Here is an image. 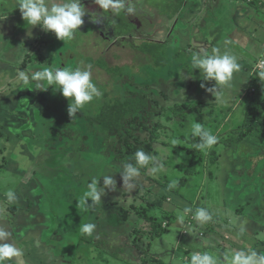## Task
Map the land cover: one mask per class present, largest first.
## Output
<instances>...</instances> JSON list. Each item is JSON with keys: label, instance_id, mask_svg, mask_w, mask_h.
Listing matches in <instances>:
<instances>
[{"label": "rangeland", "instance_id": "obj_1", "mask_svg": "<svg viewBox=\"0 0 264 264\" xmlns=\"http://www.w3.org/2000/svg\"><path fill=\"white\" fill-rule=\"evenodd\" d=\"M150 1L160 3L162 6L166 5V9L170 7L172 11L178 7L177 5H172L175 2L171 0L168 4H166V0ZM10 2L14 3V0ZM23 22L25 21L23 20ZM199 32L201 31L199 30ZM171 39L172 41L175 40L174 36ZM72 40L70 41L77 45L76 52L78 54L76 57L74 56V63H78V67L84 69H88L90 66L92 80L102 92V95L86 104L73 118L67 112L68 105L72 102L71 99L68 100L63 97L58 90L51 91L50 99L48 100L50 109L43 114V117H45V122L48 123V127L51 130L48 138H55L54 140L56 141L45 139V141L41 142V146L36 144V147L35 145L34 148L28 147L27 150L31 151L29 155L35 154L38 157H43V155L50 154V152L59 154L63 153V151H73L76 155L78 152H81L77 149L83 143V155L79 161V164L82 166L78 170L79 173L70 174L72 171L68 172L66 173V179L73 175L72 181L74 184L72 183V185L74 187L78 186V189L82 191V195L86 191L84 187L90 182L87 180L86 174L93 171L92 178H94L99 172V175L103 178V183L98 184V187L104 188L105 194L101 196L100 203H96V209L99 214L97 212L94 213H97V216L95 215L96 220L92 222L96 225L95 230L97 231V235L95 233L91 235L94 238L93 240H95L94 243L83 239L80 241V246L76 249L61 248L59 251L58 248L54 250L51 247V249H47L49 254L43 246H40L43 252V259H41L40 263H54L56 258L60 256L62 260H58L56 264H181V258H183V264H187L193 254H188L182 235L191 233L189 231L187 233L185 226H179L181 222L178 220V217L181 214L175 217L176 219H172L170 227L164 222L162 224L163 227L168 230L173 229L168 231L167 234H163L160 240H152V242L146 236L139 239L133 234L132 230L134 227L142 226L148 229L154 225L151 219L150 222V220L146 221L143 215L138 216V211L131 210L133 213H129L128 211L127 221L120 227L109 226L107 216L110 212L117 210L118 206H122L126 210L134 206L139 211L142 208H146L147 214L152 215V211L156 209L152 206V201L156 204L161 203L153 199L151 201L154 193L151 195L145 188L150 186V179L153 178L155 181L159 179L158 181L164 184L165 178L163 174L165 171L168 172L167 176L174 178L171 175L175 171L176 164H179L178 169L181 171L188 167L190 164V154H187L186 148L192 146L190 139L192 126L195 123H200L206 130L217 135L218 140L221 138L219 134L221 131L222 137L227 138L229 133L236 129L234 126L244 121L247 106L255 93L260 74L258 75L255 69L252 70L253 68L249 72L241 70V73H238L240 74L241 81L244 79V84L247 82L251 83L248 85V89H244V87L236 89L240 92L232 91L229 88L222 90L225 100L221 103L216 99L219 85H216L214 80H205L198 69H193L192 63L189 70L179 69L176 65V58L171 61V63H175L173 69L169 65L166 67L157 65V59L158 57H162V53L165 56H172L173 51L168 46L164 47L162 52L157 44L139 43L140 50L144 52H134V54L133 52H123V54H131L132 56H110L109 52L116 51L113 48L104 53L106 56H97V52L95 51L96 41L92 38L90 32H85L84 35H76ZM147 51L150 53L149 56L144 54ZM184 54L183 50L178 56L182 57ZM188 56L190 58L187 62L191 61L192 54ZM19 70L20 66H18L17 71L16 68L12 72L10 71L8 78H3V80L10 79L12 89L16 84L21 83L18 82L20 80ZM167 71L173 73L168 74L166 73ZM15 72L18 75L14 76ZM253 73H256V75L250 79L249 75H253ZM235 77L234 75L233 79ZM35 83L42 82L37 81ZM118 86L122 89L121 92L124 97L133 96L132 92H144L149 99L153 100L151 101L150 109L155 114L151 118L154 122L161 125L159 129L162 136L160 135V138L153 143V149L157 153L153 156L157 158L158 163L163 164V169L153 173L149 170L151 166H148L146 174L137 176L142 179L140 183L135 182L137 181L136 179L135 181L123 182V180L115 178V173L113 172L118 170L117 167L119 168V166L118 164L116 167L112 166L108 168L109 166H106V161H109V158L105 153L107 146L103 142L104 137L98 135L92 127H87V121L84 115H82L86 114V112L92 115H98L100 112H103L107 105L114 102V98L117 97L116 95L121 94V92L117 91ZM126 90L127 92H125ZM262 100L264 102V93ZM183 106L187 108L181 110ZM192 107L196 108V110L192 109ZM34 116L38 117L36 114ZM218 123L221 126L216 129L214 125ZM257 126L258 129L255 128L250 135L243 139L241 147L230 148L222 142L221 144L217 143L207 151L203 150V153L207 155L206 158L201 165L196 166L194 174L187 177V184L182 183L179 188L177 187V195L183 196L192 202L189 206L192 209L191 213L193 215L197 208H207L205 207L206 204L212 203L214 206H222V218L228 217L232 223L236 221H232L231 216L242 218L244 222L251 219L250 216L257 220L260 226L252 227L254 232H252L253 235L248 237V239L246 237L244 239L243 230L238 226H231L229 228L236 235L239 230L244 239L240 241L245 242V244L233 243L237 246V249L234 250L255 249L258 254H264V122L258 123ZM86 128L90 131H87ZM82 135H87L88 138H86L88 140H85L86 138L84 139ZM213 149L218 155V161L215 165L211 164L212 162L208 158ZM22 154L25 153L22 152ZM110 157L113 158L111 154ZM75 164H77V161L74 163V166ZM181 171H176L179 173L176 176V185H178V178L183 176V173H180ZM3 172H5L4 165L0 167V173ZM210 172L211 175L209 176ZM14 176L19 177L18 175ZM106 176H110L115 181V188L104 186V178ZM129 183H131V187H129ZM150 184L152 185V183ZM16 187L17 184L15 185V181H13L12 188ZM126 187L129 191L120 192V188L127 190ZM59 188V186L55 185L51 188V191L54 192ZM76 188L74 191L67 190L68 195L66 197L69 199L68 203L61 197V190H57L56 193H53V196L49 197L50 204L48 209L56 212L65 223L66 221L73 223L76 218L84 217L83 215L80 216L72 213L73 211L68 205L69 203L72 204L80 213H83V209L79 203L80 198L76 196ZM74 196L75 199H73ZM161 201L164 202L165 199ZM87 203H90V198ZM156 215L158 217L161 216V214ZM78 222L79 224L83 223L82 219ZM224 225L227 226L229 224L222 223V227ZM80 228L81 226L77 225L76 235L81 233ZM225 232L230 235V238H236L234 237L235 235L229 234L227 230ZM66 233L72 234V237L74 236V233L71 231ZM174 235L178 236L175 241ZM57 236H52L51 239ZM190 237L193 238L192 236ZM69 240L67 243L72 245L73 242ZM97 240L104 241L106 245L96 244ZM123 241H127V244L121 245L122 250L116 257L113 256L111 253L115 252L118 249L117 245ZM142 242L145 246L149 242L151 243V246L147 247L149 250L147 252L148 262L146 263L143 262L144 254L139 249H134L132 253L128 249L134 243L141 244ZM166 243H174L172 247L174 248L175 246L174 253L170 252L166 254L168 252H161V245ZM176 244L179 246H176ZM232 245L229 246V250L225 252V255L230 250H233ZM106 248H109L107 249L108 251H106ZM100 250L102 253H100ZM152 257L155 261L154 259L151 261ZM125 260H128V262H125Z\"/></svg>", "mask_w": 264, "mask_h": 264}, {"label": "crops", "instance_id": "obj_2", "mask_svg": "<svg viewBox=\"0 0 264 264\" xmlns=\"http://www.w3.org/2000/svg\"><path fill=\"white\" fill-rule=\"evenodd\" d=\"M10 1L0 0V164H2L1 166L4 165L5 170V172L0 173V227L9 232L10 239L20 249V254L5 261V264H46L40 263L43 259L40 246H43L46 251L51 247L54 250L58 248L60 251L61 248L65 249L64 244H68V239L64 238L66 232L71 231L76 236V227L80 218H76L73 223L66 221V224L56 212L48 209V207L50 204L49 197L53 196L57 190H61V197L68 203L67 190L74 191L77 187L76 196L80 198L81 189L72 185V183L74 184L73 175L66 179V173L71 171L70 174L79 173L78 170L82 166L79 161L83 154L81 150L76 155L73 151H63L59 154L50 152L43 157H38L35 154L29 155L31 151L27 150L28 147L34 148L36 144L41 146L42 141L50 139L48 135L51 130L48 123L45 122L43 114L50 109L48 100L53 88L48 86L45 90L37 87L33 79H30L28 84H24L20 79L18 82L21 83L16 84L12 89L10 79L3 80V78H8L10 71L12 72L15 68L17 71L18 66H20L19 75L24 73L30 78L34 76L36 71L43 68H76L79 65L74 63V58L78 55L76 52L77 45L72 42V39V41L65 42L57 39L54 33L45 32L39 25L28 26L27 23L23 22L22 14L16 6L18 0H14V3ZM171 1L175 2L172 5L178 7L172 11L173 14L169 15L170 11L166 9V5L162 6L160 3L150 0H125L124 9L113 11L114 18L123 16L120 22H113L110 19L100 17L102 23L97 25L94 22L89 23L84 20L74 36L90 32L96 41L97 56H101V53L104 55L105 52L111 50H108L109 46H105L106 41H109L108 37L113 38L117 35L120 44L124 45L122 48H114L118 54L115 56H132L131 54H123V52L129 53L131 49V42L126 44L128 27H132V29L135 27L134 29L145 33L144 36L137 37V41L154 43L159 45L161 49L168 46L173 51L172 56H178L184 50V56L189 59V54L211 52L213 48L219 47L222 51H228L235 55L240 68L233 73V76L236 77L235 79L232 78L229 86H218V89L222 91L229 88L236 92H240L236 89L241 87L248 89V85L251 83L244 84V79L241 81L238 73H241V70L249 72L255 62L264 56V0ZM169 2L170 0H166V4ZM127 9H131V11L129 12ZM89 15H95L94 11L90 12ZM168 15L171 17L168 18ZM125 22H129L127 28ZM170 23H175L173 24L175 25L172 33L175 39L173 41L166 39L169 38L168 25ZM137 43L139 45L140 42ZM46 45L47 47H45ZM134 48L138 49L136 45ZM121 50L123 51L121 52ZM187 63H191V61L189 60ZM244 72L243 74L246 75ZM16 75L18 73L15 72L14 76ZM254 75L256 73L249 75V78L251 79ZM243 77L245 78V76ZM45 86H47L46 81ZM35 114L38 117H35ZM76 161L77 164L74 166ZM110 162L112 163L110 164ZM117 164L113 160L106 161L108 168L116 167ZM118 166V170L113 173H115L116 179L122 180L123 166L119 164ZM108 168L107 170H109ZM178 168L179 164H176L175 171ZM92 173L93 171L86 174L89 183L93 179L102 182L103 178L99 172L94 178H92ZM80 174L82 175V173ZM166 174H168L167 171L163 176L165 177ZM140 175L142 176V174ZM141 180L138 177L133 179L137 183H140ZM158 180L155 181L151 178L150 186L145 187L147 192L149 191L148 193L151 195L154 193L151 201L153 199L161 203L156 204L152 201V206L156 208L152 211V215L157 216L156 214L162 215L167 212L174 215L173 219H176L175 217L179 214L183 215V209L192 202L173 191H169ZM13 181H15V185L17 184L14 189L12 188ZM55 185L60 188L52 192L51 188ZM84 188L87 190V186ZM8 191H13L16 194V199L12 202L7 199L6 193ZM121 191L124 193L129 189L120 188ZM164 199L165 201L162 202L161 200ZM88 204L87 210H83V213H80L72 204L69 203L68 205L71 207L72 213L83 215L86 218L85 223H92L96 220L98 212L96 203H92L91 199ZM205 207L213 214L212 221L206 224L191 219L192 213L184 214V220L179 226H185L187 233L188 231L191 233L182 235L185 242L184 246H187L188 254L207 251L219 258V264H226L223 257L225 252L229 250V246L235 242L245 244L240 240L252 236V232H254L252 227L260 226V224L251 216L247 222H244L242 218L231 216V220L236 221L232 223L228 217L222 218V206L207 203ZM95 212L97 213L94 214ZM163 217L169 225L167 226L170 227L172 219L169 221L166 216ZM222 223L229 225L222 227ZM231 226H238L242 229L244 239L239 230L236 235L229 228ZM170 230L166 229L163 234H167ZM225 230L229 234L235 235L236 238H230ZM94 233L97 235L96 230ZM163 234L157 239L160 240ZM52 236L58 238L51 239ZM173 237L175 241L178 236L174 235ZM70 240L72 241V239ZM125 242L127 241H123L122 245ZM173 244L161 245V252L174 253L175 246L172 248ZM176 246L179 245L176 244ZM232 247L233 250L237 249L234 244ZM58 260L61 261L62 258L58 256L54 263L47 264H56Z\"/></svg>", "mask_w": 264, "mask_h": 264}, {"label": "clouds", "instance_id": "obj_3", "mask_svg": "<svg viewBox=\"0 0 264 264\" xmlns=\"http://www.w3.org/2000/svg\"><path fill=\"white\" fill-rule=\"evenodd\" d=\"M101 9L110 11H119L125 8V0H95ZM23 20L28 26L39 25L45 32L54 33L57 39L65 42L70 41L79 26L84 23L86 9L82 0H18L17 5ZM131 11V9H127ZM31 35V33H29ZM193 69H198L205 80H214L216 85H230L233 73L240 68L235 55L228 51H222L216 47L211 52L194 53L191 57ZM37 87L47 89L51 86L54 91L58 90L69 103L67 112L70 117L76 114L88 103L102 95L97 85L92 80L90 66L88 69L76 68H43L36 71L32 77ZM20 79L24 84H28L30 77L24 73L20 74ZM45 81L47 86H45ZM216 99L223 103L225 98L223 92L217 90ZM192 135L200 138V143L195 147L200 150H209L218 143L217 135L206 130L200 123L192 126ZM175 143V141H173ZM135 164L126 163L121 173L123 182H130L140 174V169L151 166L149 170L153 173L163 169V164L157 162V158L138 150L134 154ZM176 182L169 184V188L175 187ZM104 186L115 188V181L110 177L104 178ZM131 187V183H129ZM104 188L98 187V182L93 179L87 185V190L80 197V204L83 210H87L89 198L92 203H100L101 196L104 195ZM9 202L16 199L13 191L6 193ZM184 214H189L192 209L185 207ZM193 219L198 223L206 224L213 219V214L207 208L201 207L195 210ZM182 223L184 216L178 217ZM165 222V221H164ZM163 222V223H164ZM166 223V222H165ZM167 224V223H166ZM96 225L85 223L80 231L86 235H93ZM20 254V249L10 239L9 232L0 227V264L11 260ZM223 259L226 264H264V254H258L255 249L230 250ZM183 264V258H181ZM187 264H219V258L207 251L194 253Z\"/></svg>", "mask_w": 264, "mask_h": 264}, {"label": "trees", "instance_id": "obj_4", "mask_svg": "<svg viewBox=\"0 0 264 264\" xmlns=\"http://www.w3.org/2000/svg\"><path fill=\"white\" fill-rule=\"evenodd\" d=\"M176 58V65L179 69H190L191 63H187L188 58L187 56H165V54L162 53V57H158L157 59V65H163L174 68L175 63H171ZM184 57V58H183ZM258 75L260 74V79L256 85L255 93L251 97V102L248 104L246 112H245V118L244 121L239 123L238 125H235V130H232L231 133H229L227 138L222 137V131L219 133L221 135V138L218 140V143L221 144L222 142L224 145L232 148H236V146L241 147V142L243 139L250 135L252 131L257 128L258 123L264 122V102L262 99L263 93H264V70H256ZM166 73L172 74L173 72L167 71ZM187 74V73H186ZM149 87V86H147ZM121 88L118 86V92H121ZM127 92V90L125 91ZM133 96L124 97L122 96V92L119 95H116L117 97L114 98V102L107 105L103 112H100L98 115H92L91 113L82 114L84 115L86 121H87V127H92L98 135L104 137L103 142L107 146L105 148V153L109 158V161H114L115 163L123 164L126 163H133L135 164V158L134 154L138 150H143L146 153L150 155H155L156 151L153 149V143L156 142L161 135L160 132V123L154 122L152 120V116L155 114L151 107V99L144 94V92H132ZM105 95V94H104ZM184 108H187L186 106H183L181 110ZM192 109L196 110V108ZM182 116V115H181ZM246 119V120H245ZM249 120V121H248ZM254 123V124H253ZM255 125V126H254ZM217 129V127H220L221 124L218 123L214 125ZM87 131L88 128H86ZM258 129V128H257ZM142 131V132H140ZM89 133V132H87ZM88 135V134H87ZM87 135H82L85 139ZM162 136V135H161ZM112 137V138H111ZM88 138V137H87ZM85 140H88V139ZM55 138H50L51 141ZM76 141V140H73ZM190 142L192 143L191 147L186 148L187 154H190V164L188 167L184 170H177L181 171L180 173H183V176L178 178V182L175 187L169 188V184L173 181L176 182V176L179 175L176 171L171 175L172 177L165 175V183L164 186L169 189V191H173L175 193L178 192L177 187L181 186L182 183L185 185L187 184V177L194 174L196 166L201 165L203 160L206 158V154L203 153V150L197 149L195 146L200 143L199 137H194L191 135ZM79 144V143H78ZM77 144V145H78ZM82 145L78 147L77 150L83 151V143ZM110 154L113 156V158L110 157ZM208 158L212 162L211 164H216L218 155L215 153V150L213 149L212 152L209 154ZM2 164H0L1 167ZM148 169V166L140 169V174H146V171ZM211 175V172L209 173V176ZM103 182L99 181V184ZM140 207V205H139ZM131 210L138 211L137 215L142 216L145 218L146 221H149L150 219L153 221L154 225L150 228L145 227H134L133 228V234L136 236V238L141 239L142 237L146 236L149 238L152 242V240L157 239L161 234H163L166 231V228L162 226L163 222L165 221L166 216L167 219L170 221L173 219L174 215L171 213H163L160 217L158 216H152L147 214L146 208H142L141 211L139 209L134 208L132 206L130 209L127 208V210L122 207L118 206L117 210L110 212L107 216V222L109 225L113 227H120L122 226L126 221L128 217V211L129 213ZM163 217V218H162ZM85 219L84 217L80 218ZM82 222L84 223L85 221ZM150 220V222H151ZM83 223L78 224L80 226L83 225ZM85 224V223H84ZM76 233V232H75ZM77 236V237H76ZM74 235L72 237V234L66 233L65 239H72L73 244L70 243L64 244L65 249H76L78 246H80V241L85 239L88 240L90 243H94L95 240H93V236L89 237V235H86L84 233H80L79 235ZM96 244H104L106 243L102 240H97ZM127 244V242H125ZM121 244H118V249H116L115 252L111 253L113 256H117V254L122 250ZM151 246V243L149 242L146 246L142 242L141 244L134 243L131 247H129L130 253L133 252L134 249H139L144 254L143 262H148L147 260V252L149 250V247ZM106 248V251H108ZM100 253L101 250H100ZM154 258L152 257L151 261ZM128 262V260H125V262ZM155 261V259H154Z\"/></svg>", "mask_w": 264, "mask_h": 264}, {"label": "flooded vegetation", "instance_id": "obj_5", "mask_svg": "<svg viewBox=\"0 0 264 264\" xmlns=\"http://www.w3.org/2000/svg\"><path fill=\"white\" fill-rule=\"evenodd\" d=\"M94 2H95V0L93 1V0H82V3H83V5H84V7H85V9H86V15L84 16V20L86 21V22H89V23H91V22H94L95 24H99V23H102V22H100V17H103V19L105 18H107L108 20L110 19L111 21H113V22H120L122 19H123V16L122 15H120L119 17H113V15H114V12L113 11H110V10H103V9H101L100 8V6L98 5V4H94ZM88 5V6H87ZM92 8H93V10H92ZM170 8V7H169ZM167 10H169V9H167ZM92 11H94V13H95V15H89V13L90 12H92ZM169 11H172V10H169ZM172 12H170V14H171ZM173 14V13H172ZM98 16H99V18H98ZM122 16V17H121ZM94 24V25H95ZM172 24V25H171ZM173 24L174 23H170V26H171V28L168 30L169 31V38H166V39H168V41H172V39H171V37H172V33L174 32V29H172V26H173ZM125 26H126V28L129 26V22L127 23V22H125ZM135 27H133V29H132V27H128V29H127V42H126V44H128V42L130 41L131 42V49H130V52L132 53L133 52V54H134V52H140V51H142V50H140V46L138 45V43L137 42H140V43H144V42H142V41H137V37H141V36H144V34L145 33H142V31L140 30H136V29H134ZM140 32V33H139ZM109 38V41H106L107 42V44H105V46H109V48H108V50L109 49H111V48H122V46L124 45H121L120 44V42H119V36L117 35V36H114L113 38H111V37H108ZM108 43H109V45H108ZM145 43H148V42H146L145 41ZM136 45V47H138V49H135L134 48V46ZM129 46V45H128ZM130 47V46H129ZM161 49V48H160ZM164 48H162L161 49V51L163 50ZM142 52H144V51H142ZM163 52V51H162ZM106 53V52H105ZM145 55H150V53L147 51V52H145L144 53ZM109 55L110 56H115V55H118L117 54V50L115 51V52H111V53H109ZM101 56H106L105 54L103 55V53H101Z\"/></svg>", "mask_w": 264, "mask_h": 264}, {"label": "built area", "instance_id": "obj_6", "mask_svg": "<svg viewBox=\"0 0 264 264\" xmlns=\"http://www.w3.org/2000/svg\"><path fill=\"white\" fill-rule=\"evenodd\" d=\"M264 70V56H262L253 66V70Z\"/></svg>", "mask_w": 264, "mask_h": 264}, {"label": "water", "instance_id": "obj_7", "mask_svg": "<svg viewBox=\"0 0 264 264\" xmlns=\"http://www.w3.org/2000/svg\"><path fill=\"white\" fill-rule=\"evenodd\" d=\"M94 4H95V2H94ZM96 4H97V3H96ZM87 6H88V5H87ZM171 9H172V8H169V10H171ZM169 10H168V11H169ZM170 12H172V11H170ZM169 15H171V14H169ZM169 15H168V18L171 17V16H169ZM172 18H173V17H172ZM175 21H177V20H175ZM174 24H175V23H174ZM168 27H169V29L171 28L170 24L168 25ZM174 27H175V25L172 26V29H174ZM120 165H122V164H120Z\"/></svg>", "mask_w": 264, "mask_h": 264}]
</instances>
